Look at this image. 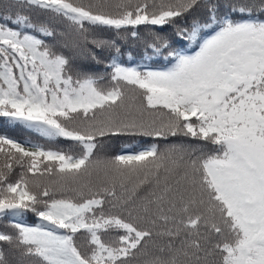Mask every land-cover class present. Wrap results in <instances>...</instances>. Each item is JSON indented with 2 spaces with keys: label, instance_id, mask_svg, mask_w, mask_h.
<instances>
[{
  "label": "snow or ice",
  "instance_id": "1",
  "mask_svg": "<svg viewBox=\"0 0 264 264\" xmlns=\"http://www.w3.org/2000/svg\"><path fill=\"white\" fill-rule=\"evenodd\" d=\"M33 11L85 37L175 25L187 46L153 33L145 55L166 61L153 69L94 39L116 53L105 84L46 42L56 32ZM0 117L75 145L0 135V218L15 221L0 264L5 249L19 264H264V0H5ZM114 136L197 143L100 156Z\"/></svg>",
  "mask_w": 264,
  "mask_h": 264
},
{
  "label": "trees",
  "instance_id": "2",
  "mask_svg": "<svg viewBox=\"0 0 264 264\" xmlns=\"http://www.w3.org/2000/svg\"><path fill=\"white\" fill-rule=\"evenodd\" d=\"M5 0H0V11L3 10V4ZM221 5L228 2H241V0H219ZM243 2H253V0H243ZM258 2V0H256ZM221 11H226L224 7H221ZM32 20L34 22L47 21L49 26L56 32V37L45 38L49 44L54 43L56 50L67 56L73 67L80 69L89 74L98 76H104L107 83V76L111 72V68L108 65L111 64V58L116 55L115 49H109L106 47H97L92 41L95 40H115L120 48L119 62L124 66H148L156 69L166 65L160 57H148L145 55L146 46L153 42V33H159V35L166 37L173 47L185 48L187 42L181 37L177 36L176 26H165L163 29L159 27H145L140 26L138 29L139 35L133 38L130 33L117 34L114 30H90L86 35L76 31L73 26L62 18H55L47 13L40 11H33L31 13ZM203 18V9L195 10L189 17V22L192 17ZM183 20H178L177 24H182ZM40 38H44L40 34ZM0 135H8L17 140L30 141L32 143H39L45 147L60 148L63 150H72L75 148L72 142L63 138H58L53 141H48L43 137H40L37 133L24 128L23 126L14 125L6 117H0ZM152 143H157L161 148L166 147L168 144H196V141L188 139L170 138L169 141H159L148 137L139 136H114L106 137L102 139V148L99 151V155L102 157H111L121 152H128L133 150H139L143 147H147ZM128 146V147H125ZM15 221L10 218H0V231H11V223ZM24 222L29 225H35L40 223L38 217L32 213H28L24 217ZM6 259L9 264H19L22 260L16 254L9 252L5 249ZM23 264H28L26 259H23Z\"/></svg>",
  "mask_w": 264,
  "mask_h": 264
}]
</instances>
